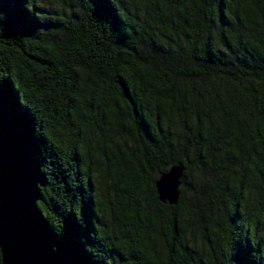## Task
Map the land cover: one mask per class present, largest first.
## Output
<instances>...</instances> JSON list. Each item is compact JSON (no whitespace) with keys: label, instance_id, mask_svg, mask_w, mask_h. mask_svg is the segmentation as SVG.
I'll return each instance as SVG.
<instances>
[{"label":"trees","instance_id":"16d2710c","mask_svg":"<svg viewBox=\"0 0 264 264\" xmlns=\"http://www.w3.org/2000/svg\"><path fill=\"white\" fill-rule=\"evenodd\" d=\"M0 91L73 264H264V0H0Z\"/></svg>","mask_w":264,"mask_h":264},{"label":"water","instance_id":"95a60500","mask_svg":"<svg viewBox=\"0 0 264 264\" xmlns=\"http://www.w3.org/2000/svg\"><path fill=\"white\" fill-rule=\"evenodd\" d=\"M25 132L10 119L0 91V251L2 264H73L37 206V173L27 157ZM184 169L155 180L162 203L177 205Z\"/></svg>","mask_w":264,"mask_h":264},{"label":"rangeland","instance_id":"374dc122","mask_svg":"<svg viewBox=\"0 0 264 264\" xmlns=\"http://www.w3.org/2000/svg\"><path fill=\"white\" fill-rule=\"evenodd\" d=\"M45 1H47V0H45Z\"/></svg>","mask_w":264,"mask_h":264}]
</instances>
